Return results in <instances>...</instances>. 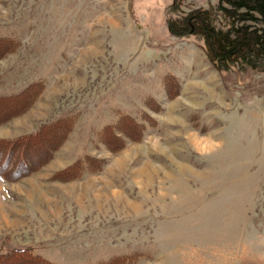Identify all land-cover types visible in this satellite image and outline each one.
<instances>
[{
  "label": "rangeland",
  "instance_id": "1",
  "mask_svg": "<svg viewBox=\"0 0 264 264\" xmlns=\"http://www.w3.org/2000/svg\"><path fill=\"white\" fill-rule=\"evenodd\" d=\"M217 1L0 0V96L41 84L0 138L60 122L47 161L0 176V252L264 264V71L219 70L167 28Z\"/></svg>",
  "mask_w": 264,
  "mask_h": 264
},
{
  "label": "trees",
  "instance_id": "2",
  "mask_svg": "<svg viewBox=\"0 0 264 264\" xmlns=\"http://www.w3.org/2000/svg\"><path fill=\"white\" fill-rule=\"evenodd\" d=\"M167 28L174 36L198 37L207 58L219 70L238 65L264 71V0H218L206 8L178 12L167 20ZM15 44L0 37V47L4 51L11 50ZM40 86V82H34L17 94L0 96V124L22 113ZM59 121L63 123V120ZM56 123L60 122L45 125L33 134L14 139L0 138V176L9 172L17 179L47 161L48 151H52L55 142L44 149L42 138L46 133L53 134L54 127L58 126ZM0 264L58 263L30 249L14 248L0 252Z\"/></svg>",
  "mask_w": 264,
  "mask_h": 264
}]
</instances>
